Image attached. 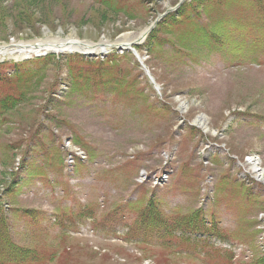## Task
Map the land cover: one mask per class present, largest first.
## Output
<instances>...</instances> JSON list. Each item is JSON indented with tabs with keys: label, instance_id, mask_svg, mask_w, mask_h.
<instances>
[{
	"label": "rangeland",
	"instance_id": "obj_1",
	"mask_svg": "<svg viewBox=\"0 0 264 264\" xmlns=\"http://www.w3.org/2000/svg\"><path fill=\"white\" fill-rule=\"evenodd\" d=\"M106 1L117 8L0 0V46L115 41L181 0ZM166 17L138 50L159 92L130 52L72 64L74 81L57 57L40 76L0 85L5 101L21 98L0 116V264H264V185L243 166L255 157L264 172V0H188ZM212 29L219 47L207 46ZM65 139L87 153L74 176ZM169 162L168 183L149 178ZM151 210L165 228L142 226Z\"/></svg>",
	"mask_w": 264,
	"mask_h": 264
},
{
	"label": "bare ground",
	"instance_id": "obj_2",
	"mask_svg": "<svg viewBox=\"0 0 264 264\" xmlns=\"http://www.w3.org/2000/svg\"><path fill=\"white\" fill-rule=\"evenodd\" d=\"M144 33H138V34H126L124 37H122V41H125V43H129L139 40ZM73 40L72 38L66 39H56V40H46V41H33V42H21L18 45H12V47L5 45L0 46V60H3L5 58H13L17 55V52H20V56L28 55L30 52L38 53L41 51H49L53 49L54 47H58L60 45L67 44V41ZM105 43V42H102ZM16 44V43H14ZM128 45V44H127ZM47 49H45V48ZM16 48V49H15ZM71 48V51L77 50L79 47L77 45H74ZM19 57V56H17ZM196 123L201 126L202 128H207V120L205 117H198L196 120ZM250 162L253 164V166H260L259 162L260 160L257 158L250 159ZM259 169V168H258ZM259 170H255L259 176L264 178V172Z\"/></svg>",
	"mask_w": 264,
	"mask_h": 264
},
{
	"label": "trees",
	"instance_id": "obj_3",
	"mask_svg": "<svg viewBox=\"0 0 264 264\" xmlns=\"http://www.w3.org/2000/svg\"><path fill=\"white\" fill-rule=\"evenodd\" d=\"M110 0H108V2H109ZM102 3H104V4H106L107 3V1L106 0H102ZM108 7L111 9V10H115L117 7L116 6H111V5H109L108 4ZM263 39H264V36H263ZM224 44H225V42H224ZM223 45V44H222ZM0 226H1V228L3 229V230H7V224H6V219H5V216L3 215V213H2V207H1V205H0ZM6 240H8V242H10V238H9V236L7 235V237L5 238ZM14 247H16V246H14Z\"/></svg>",
	"mask_w": 264,
	"mask_h": 264
}]
</instances>
